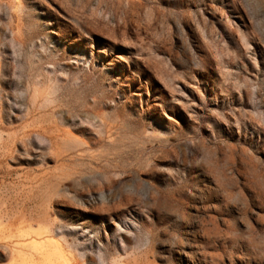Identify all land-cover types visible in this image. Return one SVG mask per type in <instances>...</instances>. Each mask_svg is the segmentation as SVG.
<instances>
[{"label":"rangeland","instance_id":"374dc122","mask_svg":"<svg viewBox=\"0 0 264 264\" xmlns=\"http://www.w3.org/2000/svg\"><path fill=\"white\" fill-rule=\"evenodd\" d=\"M0 264H264V0H0Z\"/></svg>","mask_w":264,"mask_h":264},{"label":"bare ground","instance_id":"6f19581e","mask_svg":"<svg viewBox=\"0 0 264 264\" xmlns=\"http://www.w3.org/2000/svg\"><path fill=\"white\" fill-rule=\"evenodd\" d=\"M162 50V49H161Z\"/></svg>","mask_w":264,"mask_h":264}]
</instances>
